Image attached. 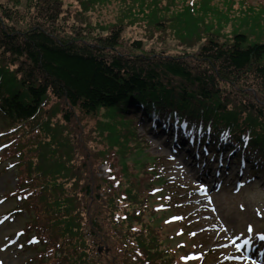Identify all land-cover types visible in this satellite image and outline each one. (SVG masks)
I'll list each match as a JSON object with an SVG mask.
<instances>
[{"label":"trees","instance_id":"16d2710c","mask_svg":"<svg viewBox=\"0 0 264 264\" xmlns=\"http://www.w3.org/2000/svg\"><path fill=\"white\" fill-rule=\"evenodd\" d=\"M66 1L0 0V163L16 166L24 261L195 264L166 231L179 198L138 128L205 140L264 177V3L117 0L104 25L89 15L107 0Z\"/></svg>","mask_w":264,"mask_h":264},{"label":"rangeland","instance_id":"374dc122","mask_svg":"<svg viewBox=\"0 0 264 264\" xmlns=\"http://www.w3.org/2000/svg\"><path fill=\"white\" fill-rule=\"evenodd\" d=\"M254 1L264 3V0ZM66 2L70 3L73 0ZM25 3L26 1L21 2L20 10H24ZM94 8L95 11L89 12L90 21L107 25L117 20L116 15L119 10L117 0H107L94 5ZM227 28H230L229 23ZM131 35H133L131 30H127L124 34L126 38ZM87 127L92 130L95 127V120L88 121ZM32 132L35 134L32 133V138L23 143V146L32 141L42 140L36 129ZM138 132L149 144L145 151L149 155L164 159L161 172L171 182L170 184L174 185L173 190L179 198L177 208H170L166 218L167 221L175 220L167 226L166 231L170 228L174 230L173 236L183 241L178 245L190 248L192 251L190 255L192 253L203 255L209 264H259L256 260L243 259L241 244H256L257 234L263 235L264 239V179L247 172L244 166L238 170L236 164L235 167L229 165L226 171L221 167L218 168L219 175L214 176L217 165L209 162L210 159L208 163L205 161L209 156L198 152L199 158H194L193 153H190L192 158H189L182 147L181 149L173 148L171 142L173 137L168 139L159 132L155 133L150 129L148 121L138 128ZM87 134L89 133L83 135ZM91 138L95 140L90 142L89 139H83V141L96 145L95 141L98 138L94 134H91ZM4 143L5 140L0 141V148L4 146ZM202 158L205 160L203 161ZM110 163L113 166L111 171L118 175L120 166H117L112 157ZM15 170L16 166L13 167L9 160L0 163V218L6 216L5 221L1 223L0 220V264H26L24 258L33 252L25 244L24 235H21L24 214L20 209L12 210L19 204V198L11 197L12 192L15 191ZM96 170L98 176L110 177V170L106 165L98 164ZM198 179L206 180L202 182ZM212 179H215L216 187L210 189ZM227 245L229 248L226 247ZM93 248H100L98 259L105 262L108 254L107 247L98 243ZM257 251L260 252L259 249ZM236 257L242 262H236L234 260ZM198 261L201 262V260Z\"/></svg>","mask_w":264,"mask_h":264},{"label":"bare ground","instance_id":"6f19581e","mask_svg":"<svg viewBox=\"0 0 264 264\" xmlns=\"http://www.w3.org/2000/svg\"><path fill=\"white\" fill-rule=\"evenodd\" d=\"M214 185V182H213ZM211 189V187H210ZM258 235V238L255 237L256 239V244L254 245H249L248 243H242V252L244 254H249L250 260H256V261H264V239H263V235ZM234 240L236 238H233ZM228 247V245L226 246ZM229 248V247H228ZM260 250V252H258L257 250ZM258 256H259V260H258ZM236 262H242L240 259H238L237 257L235 258Z\"/></svg>","mask_w":264,"mask_h":264}]
</instances>
